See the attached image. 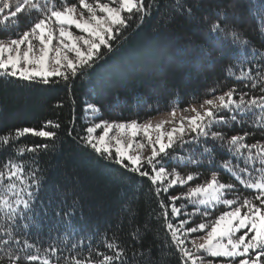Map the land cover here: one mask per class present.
I'll list each match as a JSON object with an SVG mask.
<instances>
[{"label":"snow or ice","instance_id":"obj_1","mask_svg":"<svg viewBox=\"0 0 264 264\" xmlns=\"http://www.w3.org/2000/svg\"><path fill=\"white\" fill-rule=\"evenodd\" d=\"M160 7V0H0V88L63 84L71 92ZM164 9L161 27L185 42L180 53L191 47L202 68L235 83L221 91L214 81L206 98L179 108L181 98L155 122L110 121L89 100L78 118L73 95L67 125L48 119L0 133V264H169L168 256L176 264H264V138L249 142L264 137V0H168ZM26 136L41 142L24 143ZM68 141L124 186L115 231L89 222L78 178L61 183L42 163ZM200 168L210 179L172 194L197 181ZM137 184L153 197L142 218Z\"/></svg>","mask_w":264,"mask_h":264},{"label":"trees","instance_id":"obj_2","mask_svg":"<svg viewBox=\"0 0 264 264\" xmlns=\"http://www.w3.org/2000/svg\"><path fill=\"white\" fill-rule=\"evenodd\" d=\"M167 3L168 0H160L161 15L154 12L138 30L130 29L127 39L118 50L101 62L103 67L90 78L77 79L71 92L66 91L63 84L51 89L0 88V133L16 127L39 128L48 119L59 120L62 125H67L71 118L70 96L73 95L78 118L82 115L84 101L89 100L102 107L104 119L110 121L136 119L143 122L168 113L170 107L181 98L179 108L196 102L193 100L194 96L199 100L206 98V89L212 86L214 81L223 83L221 91L232 87L235 82L230 79L223 80V74L219 69L202 68L192 58L194 53L191 47L186 53H180L179 49L185 42L178 43L176 31L161 27L164 5ZM254 29L255 22L249 19L248 35L253 43L260 47ZM195 42L199 43V40ZM177 64H182V67L177 69ZM236 87L238 90H244L242 84H236ZM117 96L120 98L119 107L114 106ZM60 101H63L65 106L56 108L55 105ZM80 123L82 121L78 120L77 127H80ZM257 138L264 137L257 133L256 137L249 138V142H254ZM21 139L27 144L41 142L39 138L32 136ZM42 163L49 168L53 179L61 183L71 186L78 178L84 195L83 210L88 215L89 222L94 227L99 225L101 230L104 228L116 230L119 221L124 219L120 215L121 200L125 193L123 185L113 182L98 168L91 166L71 141L65 143L62 151L43 156ZM193 170L191 167L187 169ZM196 170L202 174L201 177L183 188L177 186L172 194L186 192L189 186L210 179V170L206 168ZM113 175L118 176L119 173ZM221 179L224 182H232L224 173H221ZM136 187H143V193L137 194L142 218L145 211L153 206L150 203L153 197L147 185L137 184ZM179 204L180 202L177 206ZM190 210L189 205L186 211ZM194 219L199 222L200 218ZM128 229L129 226L125 222L122 237ZM167 259L169 264H176L175 256H168Z\"/></svg>","mask_w":264,"mask_h":264},{"label":"rangeland","instance_id":"obj_3","mask_svg":"<svg viewBox=\"0 0 264 264\" xmlns=\"http://www.w3.org/2000/svg\"><path fill=\"white\" fill-rule=\"evenodd\" d=\"M54 43H55V41H54ZM185 115H189L190 113H184ZM177 115L179 116L180 115V113L178 112L177 113ZM166 118H168L167 117V113L166 114H163V115H160V116H156V117H154V118H151V120L153 121V122H155V121H159L160 119H166ZM149 151L150 150H145V155H148L149 154Z\"/></svg>","mask_w":264,"mask_h":264}]
</instances>
